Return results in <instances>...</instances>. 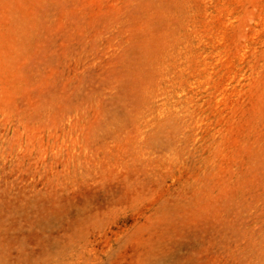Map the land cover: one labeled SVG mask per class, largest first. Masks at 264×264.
Returning a JSON list of instances; mask_svg holds the SVG:
<instances>
[{
	"label": "rangeland",
	"instance_id": "rangeland-1",
	"mask_svg": "<svg viewBox=\"0 0 264 264\" xmlns=\"http://www.w3.org/2000/svg\"><path fill=\"white\" fill-rule=\"evenodd\" d=\"M0 264H264V0H0Z\"/></svg>",
	"mask_w": 264,
	"mask_h": 264
}]
</instances>
